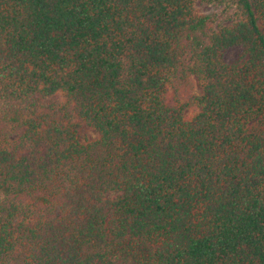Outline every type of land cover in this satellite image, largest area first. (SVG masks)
<instances>
[{
    "label": "trees",
    "instance_id": "trees-1",
    "mask_svg": "<svg viewBox=\"0 0 264 264\" xmlns=\"http://www.w3.org/2000/svg\"><path fill=\"white\" fill-rule=\"evenodd\" d=\"M0 264H264V0H0Z\"/></svg>",
    "mask_w": 264,
    "mask_h": 264
},
{
    "label": "rangeland",
    "instance_id": "rangeland-1",
    "mask_svg": "<svg viewBox=\"0 0 264 264\" xmlns=\"http://www.w3.org/2000/svg\"><path fill=\"white\" fill-rule=\"evenodd\" d=\"M198 9L207 14H212L215 17L217 24H228L227 21L229 14L231 11L225 10L224 7H220L218 5H205V4H197ZM224 59L228 63H234L239 61L243 57V52L240 48H231L224 52ZM198 93L199 90L196 89ZM97 138V134L94 131H86L84 135L80 136L79 143L86 144L88 142L94 141Z\"/></svg>",
    "mask_w": 264,
    "mask_h": 264
}]
</instances>
